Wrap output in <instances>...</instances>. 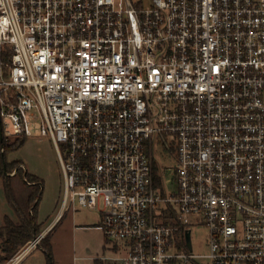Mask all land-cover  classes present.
Here are the masks:
<instances>
[{
    "label": "built area",
    "instance_id": "2783aa9c",
    "mask_svg": "<svg viewBox=\"0 0 264 264\" xmlns=\"http://www.w3.org/2000/svg\"><path fill=\"white\" fill-rule=\"evenodd\" d=\"M0 122L51 136L61 210L99 209L112 261L264 264V0H0Z\"/></svg>",
    "mask_w": 264,
    "mask_h": 264
},
{
    "label": "rangeland",
    "instance_id": "374dc122",
    "mask_svg": "<svg viewBox=\"0 0 264 264\" xmlns=\"http://www.w3.org/2000/svg\"><path fill=\"white\" fill-rule=\"evenodd\" d=\"M8 139L13 141L15 138L11 137ZM155 156L157 175L160 176L162 170L166 169V181L170 185L174 179L175 158L173 149L165 148L163 144L157 143ZM7 158L9 161L21 160L24 163V168L30 173L37 175L43 183V195L38 206V219L42 223L40 233H42L61 210L65 191L64 173L51 136L49 134L42 135L39 131L34 132L33 135L27 137L18 150L9 152ZM13 187L19 204L27 209V197L34 185H24L19 177H14ZM170 187L168 186L167 188L169 189ZM66 211L68 212L65 213ZM72 212L71 208L66 207L62 212V216L52 227L56 226L50 237L53 247V264H95V259L100 256L111 258L124 253L119 241L108 240L100 230L83 229L81 226H74L76 224H88L90 226L96 224L99 219V209H90L78 205L74 214V222L70 220ZM6 215L18 221L14 210L6 200L3 183L0 179V228L4 226ZM194 220L191 219L190 226L192 228L191 236L194 250L204 253L206 252L207 228L205 224H198ZM2 239L0 236V242ZM43 240L44 238L39 246L23 257L18 264H48L47 254L41 247ZM116 245H120V248H116ZM9 259L0 258V264H7ZM104 260L106 264H109L107 259Z\"/></svg>",
    "mask_w": 264,
    "mask_h": 264
},
{
    "label": "trees",
    "instance_id": "16d2710c",
    "mask_svg": "<svg viewBox=\"0 0 264 264\" xmlns=\"http://www.w3.org/2000/svg\"><path fill=\"white\" fill-rule=\"evenodd\" d=\"M4 59L8 60L9 54H5ZM1 132L2 127L0 125V179L3 183L6 200L18 218V221H15L6 215L4 226L0 228V236L3 238L0 242V258L7 260L41 232L42 223L38 219V206L43 195V183L37 175L20 166L24 164L21 160L9 161L7 158L8 153L18 150L27 137H18L13 141H9L5 136L1 139ZM14 177H19L24 185H34L27 197V209L23 208L17 200L13 187ZM55 227L44 237L41 244L47 254L48 264H53V247L50 237ZM95 264L104 263L98 258L95 259Z\"/></svg>",
    "mask_w": 264,
    "mask_h": 264
},
{
    "label": "crops",
    "instance_id": "0c3cea01",
    "mask_svg": "<svg viewBox=\"0 0 264 264\" xmlns=\"http://www.w3.org/2000/svg\"><path fill=\"white\" fill-rule=\"evenodd\" d=\"M68 211H70V210H68ZM68 211H66L65 213H67ZM76 211V210H75ZM75 211H73L72 212V215H71V217H70V220L72 221V222H74V214H75ZM62 210H59V212L57 213V215L54 217V219L47 225V227L45 228V231H47V230H49V229H51L52 227H53V225L57 222V220L62 216ZM65 216V215H64ZM101 217H102V212H100V214H99V219H98V221H97V223L96 224H94V225H92V226H90V225H88V224H81V225H79V224H76V225H74L75 227H78V226H81L83 229H95V230H100L101 232H103V230H102V228H101ZM64 218V217H63ZM62 218V219H63ZM61 219V220H62ZM101 239L103 240V238H102V236H101ZM102 240H101V243H102ZM117 247L116 248H120V245H116ZM99 259H101L102 261H103V263L104 264H106V262H105V260L104 259H107V263H109V264H118L117 262H114V261H112L111 259H109V257H105V256H100V257H98ZM98 258H96V259H98Z\"/></svg>",
    "mask_w": 264,
    "mask_h": 264
},
{
    "label": "water",
    "instance_id": "95a60500",
    "mask_svg": "<svg viewBox=\"0 0 264 264\" xmlns=\"http://www.w3.org/2000/svg\"><path fill=\"white\" fill-rule=\"evenodd\" d=\"M0 125H1V122H0ZM1 139H3V134H2V132H1ZM187 241H188V245L190 246V233L188 232L187 233Z\"/></svg>",
    "mask_w": 264,
    "mask_h": 264
}]
</instances>
